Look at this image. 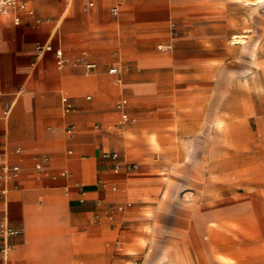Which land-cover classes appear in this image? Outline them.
I'll return each instance as SVG.
<instances>
[{"label": "crops", "instance_id": "crops-1", "mask_svg": "<svg viewBox=\"0 0 264 264\" xmlns=\"http://www.w3.org/2000/svg\"><path fill=\"white\" fill-rule=\"evenodd\" d=\"M227 2L26 0L0 15V228L18 232L0 233V264H264V160L227 171V92L247 86L211 64L225 33L173 37L190 9Z\"/></svg>", "mask_w": 264, "mask_h": 264}, {"label": "rangeland", "instance_id": "rangeland-1", "mask_svg": "<svg viewBox=\"0 0 264 264\" xmlns=\"http://www.w3.org/2000/svg\"><path fill=\"white\" fill-rule=\"evenodd\" d=\"M189 13L195 18L180 19L181 23L173 26V37L197 29H207L213 35L225 33L223 39L212 41L213 50H217L219 55L211 56V64L232 81L243 82L247 86L242 91L232 87L227 92L230 97L226 106L228 120L225 126L229 147L227 171L229 176L236 177L234 166L240 162L239 166L246 167L237 168L238 176H252L255 172L251 167L253 158L255 160L260 156V161L264 160V154L257 152L261 141L257 137L256 123L259 116H264V0H228L224 4L212 3L210 6L192 8ZM236 35H243L244 43L236 44ZM192 46L189 45L185 50L202 51ZM168 49L164 45L159 52L165 53ZM255 81L260 99L252 97L251 86ZM239 100L243 102L240 105L231 103ZM236 145L244 147V151L237 152Z\"/></svg>", "mask_w": 264, "mask_h": 264}, {"label": "built area", "instance_id": "built-area-1", "mask_svg": "<svg viewBox=\"0 0 264 264\" xmlns=\"http://www.w3.org/2000/svg\"><path fill=\"white\" fill-rule=\"evenodd\" d=\"M16 7H19L21 9H26V0H0V15L1 14H7L8 12H10V10H12L13 8H16ZM114 13L117 14L118 10L115 9ZM17 23H18V21H17ZM55 52H56L57 57L60 60V64L65 65L67 63V60L64 57L63 51L62 50H55ZM75 64L76 65H83L87 69V71H90V70H92L95 67L94 64L89 63L88 61L83 60V59L76 60ZM111 73L112 74H116L117 70L113 69V70H111ZM63 102H64V105H65V112L66 113H70V112H72L74 110L73 104H72V102H71V100L69 98L65 97L63 99ZM9 113H10V111L8 110L5 113V115L8 116ZM125 120H128V118L125 117ZM105 157L117 161L119 159V154H117V153H107V154H105ZM119 168H120L119 166H116L117 170H119ZM14 171L18 172L19 168L18 167L14 168ZM0 233L4 234L7 237L18 234L17 231L9 228L6 225H2L1 226ZM7 249L8 248H5L4 252Z\"/></svg>", "mask_w": 264, "mask_h": 264}, {"label": "bare ground", "instance_id": "bare-ground-1", "mask_svg": "<svg viewBox=\"0 0 264 264\" xmlns=\"http://www.w3.org/2000/svg\"><path fill=\"white\" fill-rule=\"evenodd\" d=\"M261 4V3H260ZM258 6V5H257ZM234 40H235V43L236 44H241V43H244V36L243 35H236L234 37ZM234 43V44H235Z\"/></svg>", "mask_w": 264, "mask_h": 264}]
</instances>
